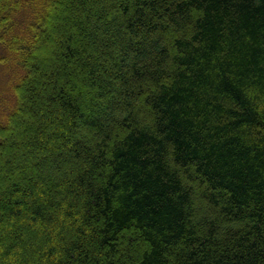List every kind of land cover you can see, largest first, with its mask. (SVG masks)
Wrapping results in <instances>:
<instances>
[{"label": "trees", "instance_id": "obj_1", "mask_svg": "<svg viewBox=\"0 0 264 264\" xmlns=\"http://www.w3.org/2000/svg\"><path fill=\"white\" fill-rule=\"evenodd\" d=\"M0 64V264H264V0H0Z\"/></svg>", "mask_w": 264, "mask_h": 264}, {"label": "rangeland", "instance_id": "obj_2", "mask_svg": "<svg viewBox=\"0 0 264 264\" xmlns=\"http://www.w3.org/2000/svg\"><path fill=\"white\" fill-rule=\"evenodd\" d=\"M65 13V12H64ZM58 13V15H68L69 13ZM61 18V17H60ZM63 21H60L62 24ZM58 28L54 27V30L51 32L49 38L46 40L45 44L42 46L41 56L45 59L47 56V50L49 44L55 35V32ZM46 56V57H45ZM41 63L38 61V64ZM42 64V63H41ZM16 70L13 66H6L5 64H0V124L3 123L5 116L8 113V109L12 107L15 103V93H14V83H15ZM12 140H16V131L13 129L11 131ZM6 163L9 164V161L6 160ZM23 174V171L19 172Z\"/></svg>", "mask_w": 264, "mask_h": 264}]
</instances>
